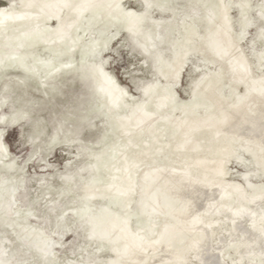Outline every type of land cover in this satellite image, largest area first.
Here are the masks:
<instances>
[{"label":"water","instance_id":"95a60500","mask_svg":"<svg viewBox=\"0 0 264 264\" xmlns=\"http://www.w3.org/2000/svg\"><path fill=\"white\" fill-rule=\"evenodd\" d=\"M0 264H264V0H0Z\"/></svg>","mask_w":264,"mask_h":264}]
</instances>
